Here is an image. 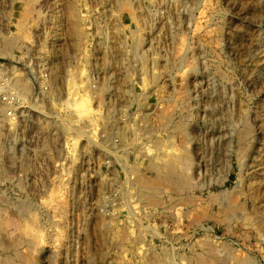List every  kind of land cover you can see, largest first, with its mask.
I'll use <instances>...</instances> for the list:
<instances>
[{
	"label": "rangeland",
	"instance_id": "374dc122",
	"mask_svg": "<svg viewBox=\"0 0 264 264\" xmlns=\"http://www.w3.org/2000/svg\"><path fill=\"white\" fill-rule=\"evenodd\" d=\"M112 1L0 0V60L30 89L0 117V264H264V0Z\"/></svg>",
	"mask_w": 264,
	"mask_h": 264
},
{
	"label": "bare ground",
	"instance_id": "6f19581e",
	"mask_svg": "<svg viewBox=\"0 0 264 264\" xmlns=\"http://www.w3.org/2000/svg\"><path fill=\"white\" fill-rule=\"evenodd\" d=\"M27 1L31 2L32 0H27ZM115 9H116V11L118 13H121L122 11H126V12H128L130 14V16L134 15V12L132 11L133 10V4H132L131 0H113L112 1V5L110 6V9H109V11H110L109 14L115 16ZM35 13L37 15H39L40 11L37 10ZM62 18H63V22H64L62 25H64L63 26V30H64L65 35H67L70 39L74 40L76 44L80 43L81 41L83 42L84 37H85L84 28H83V26L85 24V22H84L85 18H81L80 19L77 16V14L76 15H74V14L68 15V16L62 17ZM61 21H62V19H61ZM109 37H110V44L112 45L113 49H115V32L112 33L111 36L109 34L108 39H109ZM135 37L136 38H135V42L134 43L136 45L139 42V38H137L138 34H135ZM9 46L11 47L12 45L11 44H7V47L4 46L5 49L4 48H0V56L5 57L4 59L7 60V61H9L11 58H13V55L11 54L9 49H7V48H9ZM44 56H45V61H47V63L50 64V62H51L50 59L52 57L50 55H49L50 58H49L48 55L47 56L44 55ZM67 56L68 55L65 54L63 57L66 58ZM51 64H52L51 68H49V66L47 68H49L50 71H51L50 81H51V84L53 85L54 77H55V74H56V68H55V66H53L54 64L52 62H51ZM65 77L68 78V79L72 78V76L70 75V73H68V71L65 73ZM22 83H19L20 94H18V97L23 99V100L29 99L30 89L25 84H22ZM79 99H78V102L76 104H75L74 100L67 102V104L69 105V108H70V110H69L70 113L71 114L75 113V114H77V116L81 112V110H84V105H82L83 102L81 101V103H80ZM79 107L81 108L80 110H78ZM1 113H2V109L0 107V117H1V119L3 121H6V119L1 115ZM21 114H22V112H21ZM29 122H30L29 125L28 124L25 125V128H28V127H30V125H32L40 133V135H43V137H44V139H43V141L41 143V148L42 149H46V150L49 149L50 142L46 141V140H50V139L53 140V138L55 136H59L60 137V135H61L60 133H57V131H58L57 125H56V123L53 120L46 121L44 119H41V117H39V116H35V117H30ZM10 126L15 127L16 125H11L10 124ZM61 138H62V136H61ZM124 239L125 238H122V240H124Z\"/></svg>",
	"mask_w": 264,
	"mask_h": 264
},
{
	"label": "built area",
	"instance_id": "2783aa9c",
	"mask_svg": "<svg viewBox=\"0 0 264 264\" xmlns=\"http://www.w3.org/2000/svg\"><path fill=\"white\" fill-rule=\"evenodd\" d=\"M45 59L40 57V59H36V62L41 63V66L37 67L40 70V74L37 77V92L36 94L42 99L35 104L40 108L43 104H48L53 98L56 96L54 92L50 91V74L51 71L47 68V64L44 62ZM0 107L2 109L1 115L6 119L7 123L10 125H16L20 118L21 112L19 109L21 108L20 98L18 94H20L19 88V75L21 73L18 68H16L13 64L11 66H7L2 60H0ZM37 63L36 65H39ZM58 93V92H57ZM62 93L59 92L57 96H62ZM66 95V92H64ZM67 96V95H66ZM20 106V107H19Z\"/></svg>",
	"mask_w": 264,
	"mask_h": 264
}]
</instances>
